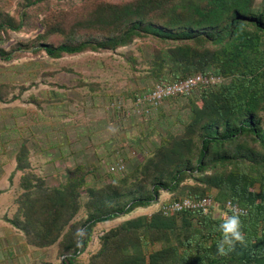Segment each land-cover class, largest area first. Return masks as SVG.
I'll return each mask as SVG.
<instances>
[{
    "label": "trees",
    "instance_id": "16d2710c",
    "mask_svg": "<svg viewBox=\"0 0 264 264\" xmlns=\"http://www.w3.org/2000/svg\"><path fill=\"white\" fill-rule=\"evenodd\" d=\"M42 1L29 0L25 5ZM75 25L102 33L59 45L40 41L36 47L58 59L87 49L122 48L150 36L165 43L150 62L156 84L208 72L224 81L192 91L199 89L189 99L190 120L182 134L161 137L146 163L134 171L140 185L90 192L94 196L92 213L79 230L63 235L60 264H75L94 226L154 203L160 191L170 192V201L211 197L228 215L232 213L226 202L238 204L245 212L240 216L244 243L235 242L226 255H220L218 229L224 218L212 211L165 216L158 210L106 232L92 261L100 264L113 255L117 257L114 264H264V0H136L124 6L100 2L88 18ZM21 27L22 22L0 23L2 35ZM10 56L0 49V60ZM25 158L26 154L18 160V170L26 168ZM89 171L76 167L62 192L55 191L57 197L48 198L47 211H54L60 224L55 227L51 222L33 235L38 240L34 244L44 246L58 239L75 214L76 192ZM188 179L195 185L184 186ZM210 190H215L214 196L209 195ZM30 198L26 196L27 206L33 201ZM55 204L70 210L65 221ZM22 230L37 232L31 224ZM156 244L158 248H154Z\"/></svg>",
    "mask_w": 264,
    "mask_h": 264
},
{
    "label": "rangeland",
    "instance_id": "374dc122",
    "mask_svg": "<svg viewBox=\"0 0 264 264\" xmlns=\"http://www.w3.org/2000/svg\"><path fill=\"white\" fill-rule=\"evenodd\" d=\"M27 1L0 0V23L22 22L19 31L4 35L0 31V49L11 53L8 60H0V264L17 263L23 256L17 248L22 247L39 250L50 261L61 259L63 235L78 229L92 213L94 196L90 192L140 185L134 171L146 163L166 133L182 134L190 120L189 99L199 93L198 89L191 96L166 99L157 106L134 105L137 97L157 83L150 62L165 43L150 36L122 48L87 49L58 59L36 47L40 41L59 45L100 35L99 29L77 28L75 23L88 18L100 2L124 6L136 0H44L26 6ZM219 78L217 84L224 81ZM25 154L22 162L26 168L18 170V160ZM76 167L90 171L76 192L73 218L53 244H34L38 240L33 235L51 222L55 227L60 224L54 211H47L46 202L57 197L55 191L62 192ZM23 177L29 181V189ZM183 185L195 182L188 179ZM208 193L214 196L215 190ZM27 195L33 200L30 206L26 205ZM171 199L170 192L160 191L154 203L94 226L75 264H96L98 260H92L106 232L161 211ZM55 208L65 221L70 210L57 204ZM212 213L224 218L226 211L219 207ZM25 224L33 225L37 232L26 233L22 230ZM8 230L16 237L15 244ZM116 260L110 255L100 264ZM50 261L40 264H53Z\"/></svg>",
    "mask_w": 264,
    "mask_h": 264
},
{
    "label": "built area",
    "instance_id": "2783aa9c",
    "mask_svg": "<svg viewBox=\"0 0 264 264\" xmlns=\"http://www.w3.org/2000/svg\"><path fill=\"white\" fill-rule=\"evenodd\" d=\"M219 80V76L214 74H199L184 80H175L168 83H158L153 86L154 88L146 92V94L137 97L134 105L136 107H140L142 105L157 106L158 104L162 103L164 100L172 96H188L198 86L208 87V85L217 84ZM119 169L121 170V167L118 168V170ZM229 202L230 201H227L225 204L227 210H229V208L227 207ZM231 205L238 208L242 214L245 213L244 210L240 209L236 204L231 202ZM217 207L218 203L211 197H208L196 200L182 199L179 201H169L161 206V211H163L164 214H179L184 211H197L206 215Z\"/></svg>",
    "mask_w": 264,
    "mask_h": 264
},
{
    "label": "clouds",
    "instance_id": "9594fccd",
    "mask_svg": "<svg viewBox=\"0 0 264 264\" xmlns=\"http://www.w3.org/2000/svg\"><path fill=\"white\" fill-rule=\"evenodd\" d=\"M227 207L232 214H225L224 222L218 229L221 234V240L218 242L217 249L220 255H226L234 247L235 242L244 243L245 240L244 233L241 230L242 221L240 216L242 213L238 208L232 206L231 202H229Z\"/></svg>",
    "mask_w": 264,
    "mask_h": 264
},
{
    "label": "crops",
    "instance_id": "0c3cea01",
    "mask_svg": "<svg viewBox=\"0 0 264 264\" xmlns=\"http://www.w3.org/2000/svg\"><path fill=\"white\" fill-rule=\"evenodd\" d=\"M8 237L15 244L16 242V237L13 238V232L8 230ZM17 248V247H16ZM23 251V256L19 257L17 263L14 264H40L43 260L45 261H50V257L46 258L44 256V253L39 251V250H33L31 247H22V248H17V253L22 255ZM81 255V254H80ZM54 257V256H53ZM61 259H55L51 260L50 262H53V264H59ZM2 264V263H1Z\"/></svg>",
    "mask_w": 264,
    "mask_h": 264
}]
</instances>
